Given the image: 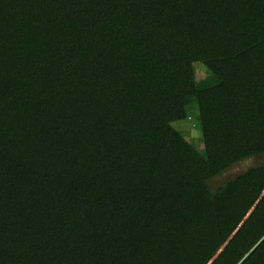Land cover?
<instances>
[{"label": "trees", "instance_id": "1", "mask_svg": "<svg viewBox=\"0 0 264 264\" xmlns=\"http://www.w3.org/2000/svg\"><path fill=\"white\" fill-rule=\"evenodd\" d=\"M0 264H264V0H0Z\"/></svg>", "mask_w": 264, "mask_h": 264}, {"label": "rangeland", "instance_id": "2", "mask_svg": "<svg viewBox=\"0 0 264 264\" xmlns=\"http://www.w3.org/2000/svg\"><path fill=\"white\" fill-rule=\"evenodd\" d=\"M195 76L197 81H202L205 78L210 77V74L204 69V67L200 64L195 65ZM191 117L185 123H182L177 126H181L183 130V134L193 143L194 146L198 149L199 152L204 153V145L202 141V135L200 129L197 126L196 122V109L190 112ZM260 162V158L258 157H248L243 159L233 165H231L225 172L219 174L218 176L213 177L210 180V187L215 188L217 185L222 184L229 178H232L237 173L243 172L247 170L249 167L255 166Z\"/></svg>", "mask_w": 264, "mask_h": 264}, {"label": "crops", "instance_id": "3", "mask_svg": "<svg viewBox=\"0 0 264 264\" xmlns=\"http://www.w3.org/2000/svg\"><path fill=\"white\" fill-rule=\"evenodd\" d=\"M194 143V142H193Z\"/></svg>", "mask_w": 264, "mask_h": 264}]
</instances>
